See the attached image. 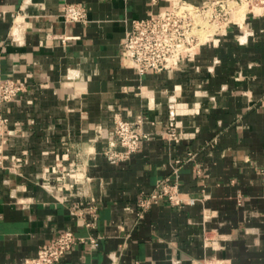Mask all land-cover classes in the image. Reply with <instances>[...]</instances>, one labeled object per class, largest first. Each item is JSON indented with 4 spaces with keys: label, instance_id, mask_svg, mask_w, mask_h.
Instances as JSON below:
<instances>
[{
    "label": "crops",
    "instance_id": "obj_1",
    "mask_svg": "<svg viewBox=\"0 0 264 264\" xmlns=\"http://www.w3.org/2000/svg\"><path fill=\"white\" fill-rule=\"evenodd\" d=\"M205 1L0 0V82L24 85L0 106V264H24L64 230L98 246L59 264H264V8L176 69L141 75L122 56L132 20ZM66 3L86 4L88 21H66ZM172 116L178 142L164 134ZM116 117L143 118L149 138L113 163ZM178 159L180 194L196 202L139 218L138 199Z\"/></svg>",
    "mask_w": 264,
    "mask_h": 264
},
{
    "label": "built area",
    "instance_id": "obj_2",
    "mask_svg": "<svg viewBox=\"0 0 264 264\" xmlns=\"http://www.w3.org/2000/svg\"><path fill=\"white\" fill-rule=\"evenodd\" d=\"M256 8H264V0H206L202 4L182 2L160 11L155 16L134 19L123 39V60L141 75L176 69L185 56L196 55L197 49L211 36L228 28ZM60 13L66 21H88V10L84 3H66ZM23 89L24 85L12 78L1 80L0 106L15 100ZM6 121L7 119H3V122ZM142 123L143 118L136 121L115 118L113 133L116 140L104 151L109 161L116 163L128 160L141 148L144 140L149 138V134L140 128ZM164 134L169 142L181 140L179 127L173 116ZM182 162V159L176 160L173 175L160 180L150 194L138 199L139 218H143L147 210L161 201L166 200L175 206L196 202V198H186L180 194L179 170ZM96 210V205H90L92 216ZM85 224L89 228L95 226L90 220H86ZM208 239L213 240L207 237ZM87 241L94 247L98 246V238L94 235L80 236L72 230H64L42 244L38 254L27 259L24 264H59L76 244ZM219 247L213 246L216 250ZM193 264L232 263L228 258L215 255L195 260Z\"/></svg>",
    "mask_w": 264,
    "mask_h": 264
}]
</instances>
